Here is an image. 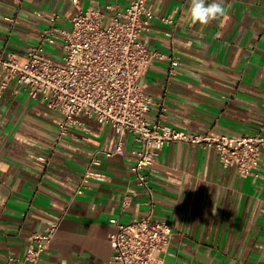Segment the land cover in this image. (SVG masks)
Returning <instances> with one entry per match:
<instances>
[{"label": "crops", "instance_id": "obj_1", "mask_svg": "<svg viewBox=\"0 0 264 264\" xmlns=\"http://www.w3.org/2000/svg\"><path fill=\"white\" fill-rule=\"evenodd\" d=\"M130 2L80 0L83 9L103 5L107 16L115 13L107 5ZM223 2L227 15L201 25L191 21L189 0H148L155 17L144 39L163 54L140 78L154 99L148 115L212 136L264 134V0ZM54 11L56 23L70 27L77 7L0 0V52L39 42ZM4 79L0 71V264H116L112 220L130 221L150 208L132 171L133 137L126 136L123 154L106 156L115 143L109 124L85 117L82 128L61 136L59 112L15 81L3 87ZM96 151L101 162L91 164ZM87 169L107 179L81 185ZM146 173L155 217L173 226L166 264H264V153L257 174L244 178L213 148L173 141ZM55 222L48 248L25 261L30 234Z\"/></svg>", "mask_w": 264, "mask_h": 264}, {"label": "built area", "instance_id": "obj_2", "mask_svg": "<svg viewBox=\"0 0 264 264\" xmlns=\"http://www.w3.org/2000/svg\"><path fill=\"white\" fill-rule=\"evenodd\" d=\"M77 11L70 17V27L56 22L60 13L51 14V22L40 30L36 44L23 52H0V71L5 74L2 86L9 81L21 85L32 98H41L47 107L59 112V134L82 128L84 118L109 124L115 133L114 146L106 156L125 152L126 136L135 142L132 165L139 187L147 193L149 210L130 221L113 219L110 234L116 264H166L165 253L173 237V226L154 213V190L147 168L156 162L161 150L173 141L213 148L224 167L234 166L241 177L257 174L262 163L264 134L212 136L177 128L170 123L152 120L154 103L140 78L146 74L160 51L144 39L155 13L148 0H131L124 8H114L107 16L103 5L83 9L80 0H69ZM164 21L171 22L170 17ZM179 63L172 57L173 66ZM96 151L91 164H99ZM45 159V158H43ZM90 179L105 181L107 176L87 169L81 185ZM129 195L123 204L128 205ZM52 223L42 232L30 234L25 261L35 262L48 248L57 230ZM15 259L13 256L9 260Z\"/></svg>", "mask_w": 264, "mask_h": 264}, {"label": "clouds", "instance_id": "obj_3", "mask_svg": "<svg viewBox=\"0 0 264 264\" xmlns=\"http://www.w3.org/2000/svg\"><path fill=\"white\" fill-rule=\"evenodd\" d=\"M189 14L193 24L207 25L227 15L223 0H189Z\"/></svg>", "mask_w": 264, "mask_h": 264}]
</instances>
